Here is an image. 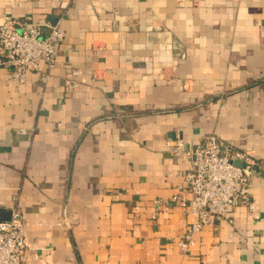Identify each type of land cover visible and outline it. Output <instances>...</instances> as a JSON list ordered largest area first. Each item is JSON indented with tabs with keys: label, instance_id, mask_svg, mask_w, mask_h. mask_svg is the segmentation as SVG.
I'll return each mask as SVG.
<instances>
[{
	"label": "crops",
	"instance_id": "obj_1",
	"mask_svg": "<svg viewBox=\"0 0 264 264\" xmlns=\"http://www.w3.org/2000/svg\"><path fill=\"white\" fill-rule=\"evenodd\" d=\"M6 15L66 32L47 83L44 64L23 85L0 66V210L29 222L26 264H264V0H0ZM210 134L255 158L254 207L182 253L189 163L167 143Z\"/></svg>",
	"mask_w": 264,
	"mask_h": 264
},
{
	"label": "built area",
	"instance_id": "obj_2",
	"mask_svg": "<svg viewBox=\"0 0 264 264\" xmlns=\"http://www.w3.org/2000/svg\"><path fill=\"white\" fill-rule=\"evenodd\" d=\"M63 21L64 17H60L55 23L40 24L4 16L0 25V66L10 70L11 82L25 84L27 75L40 73L42 64L48 72L40 79L43 83L50 80L49 71L56 65L66 37ZM78 77L79 72L73 71L67 81L68 96L79 89ZM167 144L174 155L185 154L189 163L182 186L185 195L172 199L196 216L178 243L181 252L187 253L195 234L203 228L225 220L233 209L254 207L250 186L257 162L250 153L236 149L215 134L205 136L187 150L183 141ZM164 204L168 203H158L157 208ZM28 225L18 209L9 221L0 222V264H26V254L31 250L26 237Z\"/></svg>",
	"mask_w": 264,
	"mask_h": 264
},
{
	"label": "water",
	"instance_id": "obj_3",
	"mask_svg": "<svg viewBox=\"0 0 264 264\" xmlns=\"http://www.w3.org/2000/svg\"><path fill=\"white\" fill-rule=\"evenodd\" d=\"M236 165H240L239 162H236ZM11 219V211H1L0 210V222L9 221Z\"/></svg>",
	"mask_w": 264,
	"mask_h": 264
}]
</instances>
